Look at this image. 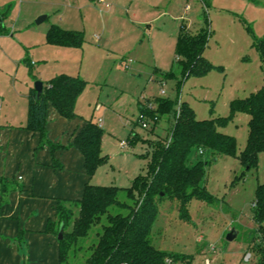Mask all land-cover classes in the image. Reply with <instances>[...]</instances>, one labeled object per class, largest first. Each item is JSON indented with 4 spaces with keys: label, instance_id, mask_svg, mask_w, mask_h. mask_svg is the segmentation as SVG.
Returning a JSON list of instances; mask_svg holds the SVG:
<instances>
[{
    "label": "rangeland",
    "instance_id": "obj_1",
    "mask_svg": "<svg viewBox=\"0 0 264 264\" xmlns=\"http://www.w3.org/2000/svg\"><path fill=\"white\" fill-rule=\"evenodd\" d=\"M42 16L47 18L38 22ZM0 17V142H5L0 143L4 154L0 167L7 166L11 184L26 185L33 176L36 188L50 194L46 203L56 194L73 200L83 195L87 174L76 150L52 151L47 143L36 147L37 158L33 155L30 165L22 157L21 142L26 140L20 133L27 130L28 95L38 80L47 83L61 73L87 80L74 117L55 110L58 122L50 115L54 106L48 104L46 137L54 143L56 135L71 136L87 121L101 119L102 150L109 160L91 177L96 185L131 186L149 170L144 156L147 141L171 139L174 114L147 115L145 128L139 119L145 111L142 107L150 103L156 107L158 97L177 101V107L188 102L198 119H224L219 130L236 138L237 156L195 151V161H209L205 185L213 199H193L185 206L177 199L160 200L151 241L167 253L189 256L191 264H260L255 246L264 242L253 218V202L258 183L264 182V153L257 169L247 170L241 163L250 115L233 113L232 103L264 84L253 47L255 39L264 37V0H0ZM52 24L83 31L82 48L48 43ZM181 32L206 37L203 56L212 68L185 76L177 54ZM135 135L140 141L131 144ZM58 141L63 144L68 139ZM121 141L128 146L121 147ZM119 197L128 200L125 190ZM111 211L129 212L117 206ZM41 215L48 217L45 212ZM232 230L237 235L229 240ZM95 232L85 247L95 240ZM41 236L44 240L37 251L45 246L58 262V235L42 232ZM85 250L72 255L70 263L84 264Z\"/></svg>",
    "mask_w": 264,
    "mask_h": 264
},
{
    "label": "trees",
    "instance_id": "obj_2",
    "mask_svg": "<svg viewBox=\"0 0 264 264\" xmlns=\"http://www.w3.org/2000/svg\"><path fill=\"white\" fill-rule=\"evenodd\" d=\"M84 32L52 24L47 32V42L52 45L82 48ZM253 47L258 52L264 75V37L255 39ZM205 36H189L181 32L178 37V60L185 76L191 72H205L212 63L203 53ZM88 85L80 76L67 73L57 74L44 83V90L38 96L34 87L28 95V114L25 128L40 135L39 147L49 143L51 150L63 147L49 142L46 137L48 104L66 118L76 115L78 97ZM151 102V101H150ZM170 98L158 97L157 106L145 107L147 115L174 114L171 139L161 138L147 141L149 149L144 155L148 160L147 174H139L131 186L96 185L90 179L98 168L108 162L103 153V130L99 122L87 121L76 133L72 145L84 156L89 180L85 183L80 199L64 201L58 199L55 219L49 218L46 231L58 235L61 222L65 223L64 238L59 239V264H72L70 258L79 250L86 249L84 264H191L192 259L184 254H170L154 246L151 241L153 223L158 214L159 201L165 198L177 199L182 206L193 199L211 202L213 197L205 185L206 165L209 161L194 160V153L201 155L237 156V140L234 136L219 130L221 118L198 119L195 110L188 104ZM246 111L250 115L249 136L246 148L239 158L247 170L257 169L259 157L264 153V84L261 89L247 98L232 103V112ZM142 120L141 117L139 118ZM1 127V124H0ZM146 140V139H145ZM140 138L135 135L131 144ZM5 182L0 189L6 192ZM121 190L128 200L121 201ZM128 209L129 212L113 213V207ZM253 218L261 231L264 242V182H259L253 202ZM71 225V229L68 226ZM95 232V240L87 247L84 242ZM260 264H264V246L256 242Z\"/></svg>",
    "mask_w": 264,
    "mask_h": 264
},
{
    "label": "crops",
    "instance_id": "obj_3",
    "mask_svg": "<svg viewBox=\"0 0 264 264\" xmlns=\"http://www.w3.org/2000/svg\"><path fill=\"white\" fill-rule=\"evenodd\" d=\"M55 110L57 109H53L52 114L50 115L56 116L57 119L58 115H56ZM57 121L61 122V119L58 118ZM51 123H56V120H51ZM1 127L0 130L2 129ZM82 127L77 128L74 132H72L71 136L69 135V132H63L64 136L56 135L53 138L55 142H57H54L55 144L63 145L60 150H76V154H80V156H82L81 160L84 162L85 166L83 154L72 145L76 133ZM7 132H5V134H7ZM20 136L26 140L21 142L25 144L24 147L22 146L23 149L21 150L22 157L25 158L24 160L30 165V163L33 162L32 158H35L33 157L34 150L39 146L40 135L37 132L27 129L25 131H21ZM5 137H7V135H5ZM63 138H67L68 142L63 144L58 143L61 142L58 141V139ZM0 143L4 144L5 142L2 141ZM1 156L2 158L4 157L2 152L0 154V158ZM34 156L37 158V154ZM7 176V166L2 165L0 167V189L2 186L1 183L5 182L6 184L3 183L4 188L6 189L4 195L7 196V199L4 200V196H2L0 192V264H59V240L57 257L58 262L57 259H54L53 253L51 257H49V253L45 246L39 252L37 251V247L42 245L44 240L41 233L47 232L46 227L48 219H55V208L58 199L69 201L76 198H63L56 194V196L50 197L46 203L44 198L50 194L49 192L42 191L40 188H36V182L33 176L28 177L26 185L18 186L11 184L9 176L8 178ZM86 176L85 183L89 180L88 175ZM3 177L7 179H4ZM18 178L20 180L24 179L22 175H19ZM82 179L83 178L81 177L80 180ZM77 199L80 198L78 197ZM43 212L48 213V217L45 218L44 215H41ZM38 239H40L39 242L36 241ZM33 244L35 246L34 248Z\"/></svg>",
    "mask_w": 264,
    "mask_h": 264
},
{
    "label": "water",
    "instance_id": "obj_4",
    "mask_svg": "<svg viewBox=\"0 0 264 264\" xmlns=\"http://www.w3.org/2000/svg\"><path fill=\"white\" fill-rule=\"evenodd\" d=\"M46 18H47L46 16H42V17H40L38 19V22H41V21H43ZM0 22H2L1 17H0ZM34 88L36 89L38 96H40V94L44 90V82L41 81V80L36 81ZM64 226H65V223L64 222H61L60 228H59V233H58V239H63L64 238ZM236 235H237V232L235 230H232L229 233V235H228V239L229 240H232V239H234L236 237Z\"/></svg>",
    "mask_w": 264,
    "mask_h": 264
},
{
    "label": "built area",
    "instance_id": "obj_5",
    "mask_svg": "<svg viewBox=\"0 0 264 264\" xmlns=\"http://www.w3.org/2000/svg\"><path fill=\"white\" fill-rule=\"evenodd\" d=\"M179 105H180V104H179ZM141 118H142L141 121H142V125H143V127H145V128L148 127L147 122L144 121L145 117H144L143 115H141ZM98 122H99V125L102 126V124H101V123H102V120L100 119ZM128 144H129V143H128L127 141H121V147H123V148L127 147Z\"/></svg>",
    "mask_w": 264,
    "mask_h": 264
}]
</instances>
